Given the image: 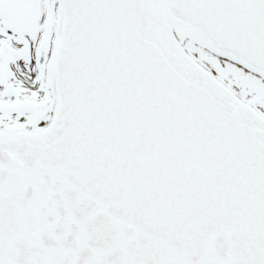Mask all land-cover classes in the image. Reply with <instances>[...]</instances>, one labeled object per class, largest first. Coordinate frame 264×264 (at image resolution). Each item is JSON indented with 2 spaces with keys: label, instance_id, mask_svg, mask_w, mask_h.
<instances>
[{
  "label": "snow or ice",
  "instance_id": "1",
  "mask_svg": "<svg viewBox=\"0 0 264 264\" xmlns=\"http://www.w3.org/2000/svg\"><path fill=\"white\" fill-rule=\"evenodd\" d=\"M0 264H264V0H0Z\"/></svg>",
  "mask_w": 264,
  "mask_h": 264
}]
</instances>
